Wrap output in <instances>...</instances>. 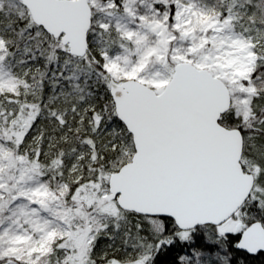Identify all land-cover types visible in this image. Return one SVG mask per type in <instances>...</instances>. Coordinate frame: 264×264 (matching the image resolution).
Wrapping results in <instances>:
<instances>
[{
    "label": "snow or ice",
    "instance_id": "obj_1",
    "mask_svg": "<svg viewBox=\"0 0 264 264\" xmlns=\"http://www.w3.org/2000/svg\"><path fill=\"white\" fill-rule=\"evenodd\" d=\"M0 264H264V0H0Z\"/></svg>",
    "mask_w": 264,
    "mask_h": 264
}]
</instances>
